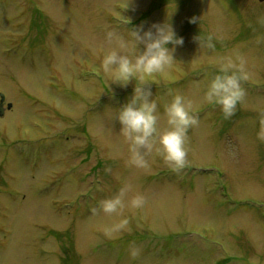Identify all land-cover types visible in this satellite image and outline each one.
<instances>
[{
	"label": "rangeland",
	"instance_id": "1",
	"mask_svg": "<svg viewBox=\"0 0 264 264\" xmlns=\"http://www.w3.org/2000/svg\"><path fill=\"white\" fill-rule=\"evenodd\" d=\"M260 18V0H0V264H264ZM166 20L184 43L146 87L160 131L171 90L198 115L179 172L155 151L146 168L131 164L115 115L135 81L113 83L101 68L117 47L108 32L126 38ZM199 33L214 50L198 49ZM236 55L246 94L226 119L203 97L222 58ZM122 188L121 210L99 209Z\"/></svg>",
	"mask_w": 264,
	"mask_h": 264
},
{
	"label": "clouds",
	"instance_id": "2",
	"mask_svg": "<svg viewBox=\"0 0 264 264\" xmlns=\"http://www.w3.org/2000/svg\"><path fill=\"white\" fill-rule=\"evenodd\" d=\"M191 22H196V18H192ZM258 22L264 23V18H260ZM107 38L110 41L115 38L117 47L103 55L102 71L110 77L111 82L121 86L135 81L133 94L115 115V120L121 125L120 132L128 142L131 164L137 168H146V156L155 151L173 171L179 172L186 166L187 134L189 129L198 126V115L191 100L171 90V101L164 108L168 128L160 131L158 102L146 85H149L151 78L165 73L177 61L174 52L177 46L183 45L184 38L175 32L167 20L152 24L147 30L143 26L129 29L126 38L117 37L110 31ZM194 39L198 43V49H215L211 35L202 36L199 33ZM247 75L246 60L242 56L222 58L217 73L206 83L204 101L210 105H218L224 117L230 118L238 103L245 97L242 81L247 79ZM258 138L264 139V129L258 133ZM126 193L127 188H122L116 196L100 201L99 209L107 214L117 213L124 207ZM143 203L141 195L131 200V205L135 208H140ZM122 227V223L113 225L111 231H119Z\"/></svg>",
	"mask_w": 264,
	"mask_h": 264
},
{
	"label": "water",
	"instance_id": "3",
	"mask_svg": "<svg viewBox=\"0 0 264 264\" xmlns=\"http://www.w3.org/2000/svg\"><path fill=\"white\" fill-rule=\"evenodd\" d=\"M260 2H264V0H260ZM0 97H1V101H0V116H3L4 111H5V109H4L5 96L1 94ZM8 108L10 109L11 105H9Z\"/></svg>",
	"mask_w": 264,
	"mask_h": 264
},
{
	"label": "flooded vegetation",
	"instance_id": "4",
	"mask_svg": "<svg viewBox=\"0 0 264 264\" xmlns=\"http://www.w3.org/2000/svg\"><path fill=\"white\" fill-rule=\"evenodd\" d=\"M5 105V104H4Z\"/></svg>",
	"mask_w": 264,
	"mask_h": 264
}]
</instances>
